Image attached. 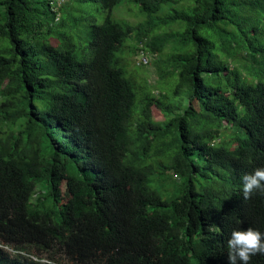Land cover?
I'll use <instances>...</instances> for the list:
<instances>
[{
  "label": "trees",
  "instance_id": "obj_1",
  "mask_svg": "<svg viewBox=\"0 0 264 264\" xmlns=\"http://www.w3.org/2000/svg\"><path fill=\"white\" fill-rule=\"evenodd\" d=\"M73 1L108 14L87 44L72 0H0V264H228L264 233V0H132L137 26ZM134 34L170 103L124 70Z\"/></svg>",
  "mask_w": 264,
  "mask_h": 264
},
{
  "label": "rangeland",
  "instance_id": "obj_2",
  "mask_svg": "<svg viewBox=\"0 0 264 264\" xmlns=\"http://www.w3.org/2000/svg\"><path fill=\"white\" fill-rule=\"evenodd\" d=\"M171 6L167 5L165 6L166 11L170 9ZM80 10L89 12V19L83 23L80 27L82 30V37L84 43H88L89 36L87 33L88 27H90V21H92V18H96L98 23L101 24L104 19L108 16L107 13H105L102 10L101 4L98 3H91V4H83L82 6L79 5L77 2H74L72 0V3L70 7L68 8V15H72V17H75L76 15L80 14ZM165 17V14L159 15V18ZM111 18L113 20H116L117 22L121 24H132V25H140L144 24L147 21V18L143 16L139 12V8L132 2V0H121L119 6H117L113 12L111 13ZM67 25L69 23L67 22ZM178 30L177 27H168L164 29H159L156 32V35H166V34H172L175 33ZM138 46V38L134 34L130 40L127 42L125 46V51L121 52L119 54L120 58H124V70L127 74L134 76L135 79H137V82H139L142 85L146 84V81L151 84L152 90L155 92V94L158 97L165 96L166 97V103H170L173 100L172 96V87L168 83H163L159 79V73L155 66L154 59L151 58V54L149 52H144L147 57L150 58L149 65L146 66H140L139 62L142 57V55H145L141 53V50H137ZM141 49V48H140ZM149 53V54H148ZM165 55L162 57L163 61H167L168 58L171 55L170 48H167V50L164 52ZM153 113L157 120L163 121L164 115L159 107H153ZM233 131H227L225 134V139L228 141V143L233 142V139H230L233 137ZM228 143H224L227 146H230ZM232 146V144H231ZM157 188L155 185L153 186Z\"/></svg>",
  "mask_w": 264,
  "mask_h": 264
},
{
  "label": "clouds",
  "instance_id": "obj_3",
  "mask_svg": "<svg viewBox=\"0 0 264 264\" xmlns=\"http://www.w3.org/2000/svg\"><path fill=\"white\" fill-rule=\"evenodd\" d=\"M242 180V196L245 201L257 194L264 195V167L245 174ZM227 248L228 264H251L252 257L264 255V233L252 227L234 230L227 241Z\"/></svg>",
  "mask_w": 264,
  "mask_h": 264
},
{
  "label": "built area",
  "instance_id": "obj_4",
  "mask_svg": "<svg viewBox=\"0 0 264 264\" xmlns=\"http://www.w3.org/2000/svg\"><path fill=\"white\" fill-rule=\"evenodd\" d=\"M67 2V0H49V3L51 5V7L54 10H58L59 7L65 5ZM59 20V16H57V21ZM150 59L149 57L142 55L141 59H140V64L141 65H149Z\"/></svg>",
  "mask_w": 264,
  "mask_h": 264
}]
</instances>
